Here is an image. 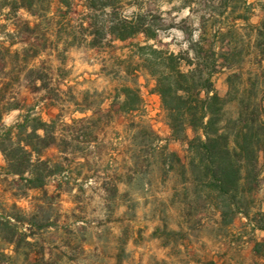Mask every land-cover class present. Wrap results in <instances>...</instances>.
<instances>
[{
    "label": "rangeland",
    "instance_id": "obj_1",
    "mask_svg": "<svg viewBox=\"0 0 264 264\" xmlns=\"http://www.w3.org/2000/svg\"><path fill=\"white\" fill-rule=\"evenodd\" d=\"M122 1L126 17L159 30L155 41L108 39L99 49L63 54L54 51L43 13L33 18L15 11L14 0H0V107L27 109L6 113L2 125L16 127L26 111L48 125L53 139L41 160L55 173L45 195L28 191L6 175L0 153V264H264V232L254 233L243 217L222 227L207 198H191L183 173L171 172L165 149L185 160V147L171 140L142 51L178 55L199 43L195 52L204 57L212 46L232 57V71L214 79L231 115L228 77L243 74L233 86L251 90L264 58V0ZM84 7L76 0L78 27ZM123 89L139 93V112H120Z\"/></svg>",
    "mask_w": 264,
    "mask_h": 264
},
{
    "label": "trees",
    "instance_id": "obj_2",
    "mask_svg": "<svg viewBox=\"0 0 264 264\" xmlns=\"http://www.w3.org/2000/svg\"><path fill=\"white\" fill-rule=\"evenodd\" d=\"M81 1L87 15L79 27L71 18L76 0H14L13 9L24 10L33 18L43 13L42 21L57 44L54 51L61 47L63 54L83 45L99 49L108 39L120 43L139 36L147 43L157 39L159 30L145 18L124 15L122 0ZM38 27L28 28L27 35L37 36ZM198 45L178 55L152 47L142 49L149 52L145 55L146 71L154 78L155 92L167 113L171 140L185 147V160L165 149L172 158L171 172L183 173L191 187V198H207L222 227H231L243 217L254 233L264 232V206H258L264 201V58L255 64L258 70L251 90L233 86L232 78L242 83L243 74L234 72L228 77L227 99L235 103L230 115L229 104L217 95L214 79L225 70L232 71L234 59L215 54V46L210 47L213 54L204 57L202 52H195ZM41 76L38 82H43ZM122 97L120 112H139L143 101L138 92L123 89ZM25 109L18 103L7 110L0 107V153L8 177L23 181L28 191L45 195L48 180L55 176L41 160L53 139H48L49 126L32 118L30 111L16 127L6 129L2 125L6 113Z\"/></svg>",
    "mask_w": 264,
    "mask_h": 264
}]
</instances>
